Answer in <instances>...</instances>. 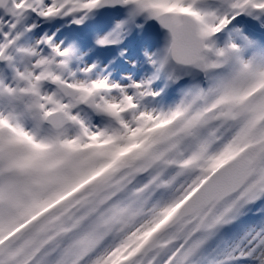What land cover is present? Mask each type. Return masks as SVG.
Instances as JSON below:
<instances>
[{
	"label": "snow or ice",
	"instance_id": "snow-or-ice-1",
	"mask_svg": "<svg viewBox=\"0 0 264 264\" xmlns=\"http://www.w3.org/2000/svg\"><path fill=\"white\" fill-rule=\"evenodd\" d=\"M0 264H264V0H0Z\"/></svg>",
	"mask_w": 264,
	"mask_h": 264
},
{
	"label": "rangeland",
	"instance_id": "rangeland-1",
	"mask_svg": "<svg viewBox=\"0 0 264 264\" xmlns=\"http://www.w3.org/2000/svg\"><path fill=\"white\" fill-rule=\"evenodd\" d=\"M138 23L142 24V28L134 29L131 36L125 41L124 47L126 49L125 56H132L135 59H138L141 63L144 60V51L146 50L148 53L153 52L157 48L163 47L165 43V31L159 28L155 20L143 21L142 19L138 21ZM81 31H87L84 26H79ZM54 30V28H53ZM64 30L61 31V34ZM91 41H89V44ZM87 47V45H86ZM118 55L117 49L110 50H100L97 49L93 53H91L87 59L91 61L95 57L101 58L105 63L108 59L113 56ZM116 68L118 71H123L125 75L131 74L133 71L139 72L141 69H133L127 63L118 60L116 63Z\"/></svg>",
	"mask_w": 264,
	"mask_h": 264
},
{
	"label": "water",
	"instance_id": "water-1",
	"mask_svg": "<svg viewBox=\"0 0 264 264\" xmlns=\"http://www.w3.org/2000/svg\"><path fill=\"white\" fill-rule=\"evenodd\" d=\"M157 26H159L161 28V26L156 22Z\"/></svg>",
	"mask_w": 264,
	"mask_h": 264
}]
</instances>
